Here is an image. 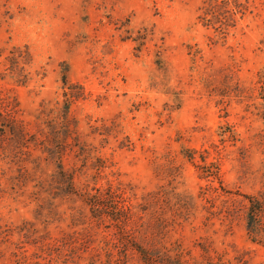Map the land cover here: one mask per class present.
Listing matches in <instances>:
<instances>
[{"label": "rangeland", "instance_id": "rangeland-1", "mask_svg": "<svg viewBox=\"0 0 264 264\" xmlns=\"http://www.w3.org/2000/svg\"><path fill=\"white\" fill-rule=\"evenodd\" d=\"M238 1L0 0V264H264V0Z\"/></svg>", "mask_w": 264, "mask_h": 264}, {"label": "trees", "instance_id": "trees-1", "mask_svg": "<svg viewBox=\"0 0 264 264\" xmlns=\"http://www.w3.org/2000/svg\"><path fill=\"white\" fill-rule=\"evenodd\" d=\"M210 10V18L208 21L210 22H219L222 23L221 16L218 13V10H225V12H229V15L226 17L227 19H232L236 13H243L242 5L238 0H209L207 3ZM234 10V11H233ZM234 25V24H231ZM263 206L261 203L251 202L247 209V216L249 217V221L247 222V230L251 232L254 236H258L264 234V212ZM139 248V247H138ZM140 254L142 255V260L144 264H164L165 258L162 257L161 253H158L161 260H156L153 257V252L151 250L144 249L142 247L139 248Z\"/></svg>", "mask_w": 264, "mask_h": 264}]
</instances>
